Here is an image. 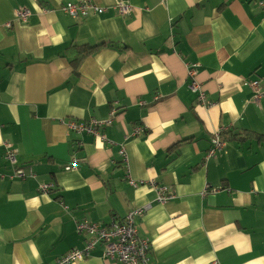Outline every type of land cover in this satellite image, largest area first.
Instances as JSON below:
<instances>
[{"label":"crops","instance_id":"obj_1","mask_svg":"<svg viewBox=\"0 0 264 264\" xmlns=\"http://www.w3.org/2000/svg\"><path fill=\"white\" fill-rule=\"evenodd\" d=\"M79 1L0 0V264H55L87 245L77 223L108 225L146 206L138 227L154 264H264V139L228 135L264 136V100L253 103L249 83L264 89V0H93L107 10L87 18L61 10ZM117 1L132 12L119 15ZM85 44L101 48L76 70L70 47ZM192 65L211 105L189 88ZM113 108L108 141L68 127ZM217 132L225 145L206 158ZM7 144L35 179H9ZM131 179L175 198L156 203ZM75 264L122 263L98 245Z\"/></svg>","mask_w":264,"mask_h":264},{"label":"built area","instance_id":"obj_2","mask_svg":"<svg viewBox=\"0 0 264 264\" xmlns=\"http://www.w3.org/2000/svg\"><path fill=\"white\" fill-rule=\"evenodd\" d=\"M165 1V0H161ZM260 6L264 3L260 2ZM133 7L122 1H117L115 10L119 15L125 16L132 12ZM61 10L73 18H87L90 15H103L106 12V8H102L94 3L93 0H82L79 2H66L62 5ZM17 19L20 22H27L30 18L31 12L28 9H18L16 11ZM9 27L10 24H7ZM188 76L191 80L190 89L198 94L199 103L207 106L211 105V102L207 101L206 93L203 90L201 83H199L195 76L196 72L189 68ZM251 89L253 90V103H261L264 100V89H261L258 81H250ZM118 114V110L113 108L110 112V119L97 120L90 119L87 122L71 121L69 129L77 134H89L94 137L100 138L102 141H108L107 135L104 133L106 127L113 123L114 118ZM145 132L144 127L137 128L133 135L139 136ZM225 145L221 134L217 132L212 139V146L208 151L206 158L216 156ZM5 158L14 167L15 171L9 177L10 180H27L36 178V173L32 168L25 169L24 167H17V150L10 144L5 146ZM121 154L125 157V149L121 150ZM76 162V160H74ZM72 167H66L70 170ZM74 168L76 166L74 165ZM5 176H2L4 179ZM148 184L156 192V203H166L175 198L174 193L168 186L161 185L154 180L150 181H135L130 180V185L133 187H139L140 185ZM209 188V187H208ZM53 189L52 184H42L40 191L46 195ZM216 193L218 189H211ZM150 206L134 209L128 213L124 220L113 221L112 224L102 226L96 223L79 222L76 225V232L80 235H84L88 238L87 245L83 249H75L69 251L63 257L59 258L55 264H75L87 258L90 253L98 245H103L105 249V257L111 260H118L123 264H154L151 258V243L148 238L140 239L139 228L137 226V220L144 217Z\"/></svg>","mask_w":264,"mask_h":264},{"label":"trees","instance_id":"obj_3","mask_svg":"<svg viewBox=\"0 0 264 264\" xmlns=\"http://www.w3.org/2000/svg\"><path fill=\"white\" fill-rule=\"evenodd\" d=\"M161 1V0H160ZM167 0H165V1H161V2H163V3H165ZM261 2V1H260ZM259 2V3H260ZM95 3V2H94ZM99 48H101V46L100 45H89V44H85V45H82V46H78V47H76V46H73L72 48L70 47V50H72V52L75 50L76 51V57H75V59H74V61H73V63L75 64V67H76V70H77V68H78V64H80L81 62H84V60H86L88 57H90L91 55H93V54H95L98 50H99ZM190 68L192 69V70H194L195 72H196V76H195V78L197 77V68H198V66L197 65H192V66H190ZM188 78H189V76H188ZM190 84H191V80H190V78H189V88H190ZM253 91V90H252ZM193 92V91H192ZM194 93V92H193ZM195 95H196V97H197V100H198V94H196V93H194ZM198 102H199V100H198ZM137 128H139V127H136L135 129H134V131L137 129ZM134 133V132H133ZM221 134V133H220ZM243 134H244V136H246V137H243ZM228 135H229V137L230 138H232V137H235V138H237V140H246L247 138H256V139H258V140H263L264 139V136L263 135H259V134H256V133H253V132H249V131H245V132H243L242 134H239L238 136H235L232 132H230V133H228ZM223 140L224 141H226L224 138H223ZM210 150V149H209ZM33 179H35V178H33ZM53 185V184H52ZM54 186V185H53ZM52 191H53V189L51 190V192L49 193V194H46V195H50L51 193H52ZM42 193V192H41ZM134 210V209H133ZM132 211V210H131ZM128 215V214H127ZM126 215V216H127ZM126 216L124 217V218H122V219H116V218H114L108 225H102V224H100V223H96V224H99V225H102V226H107V227H109L111 224H112V222L113 221H119V220H124L125 218H126ZM143 218V217H142ZM142 218H140V219H142ZM139 219V220H140ZM87 223V222H86ZM77 225V224H76ZM137 226H138V220H137ZM139 228V227H138ZM139 238L140 239H144L145 237H143V236H139ZM150 243H151V241H150ZM97 247V246H96ZM95 247V248H96ZM104 247V246H103ZM151 248H152V245H151ZM105 250V249H104ZM105 258H107V257H105ZM107 259H110V258H107ZM111 260V259H110ZM114 261H116V260H114ZM118 261V260H117ZM122 263V262H121ZM123 264V263H122Z\"/></svg>","mask_w":264,"mask_h":264},{"label":"rangeland","instance_id":"obj_4","mask_svg":"<svg viewBox=\"0 0 264 264\" xmlns=\"http://www.w3.org/2000/svg\"><path fill=\"white\" fill-rule=\"evenodd\" d=\"M68 127H69V125H68Z\"/></svg>","mask_w":264,"mask_h":264}]
</instances>
